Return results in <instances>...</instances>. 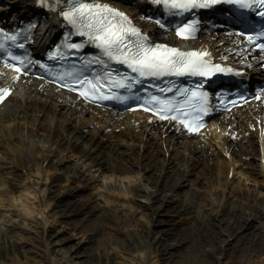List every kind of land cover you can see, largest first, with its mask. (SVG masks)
<instances>
[{"label": "bare ground", "instance_id": "obj_1", "mask_svg": "<svg viewBox=\"0 0 264 264\" xmlns=\"http://www.w3.org/2000/svg\"><path fill=\"white\" fill-rule=\"evenodd\" d=\"M106 1L112 2L109 7L124 11L148 34L161 35L167 42L182 44L177 38L160 33L131 5L127 8L133 10H125L119 7L120 1ZM5 2L6 9L17 8L14 10L19 13L15 14L14 20L37 11L56 23L65 0ZM218 35L214 33L188 44L208 48L218 62L239 69L261 70V56L247 50L246 42ZM9 88L11 95L0 106V199L6 201L0 232L13 230L15 239L27 244L29 255L26 264H90L89 261H81L76 248L67 246L69 238L63 235L65 230L49 236L59 219L49 216L51 202L44 200L51 187L62 181H67L69 187L54 196L52 203L76 191L72 183L79 176L87 181L83 185L85 189L98 185L104 191L88 198L83 206L95 209L101 206L104 199L109 203L114 223L111 236L104 237L103 241L118 250L120 264L197 263L199 258H193L194 253L176 256L171 250L183 247L188 242L187 234L198 230L199 225L207 220L204 210L218 215L229 206L227 190L240 201L239 205L231 204L233 211L240 209L244 214L237 220L238 224L243 225L247 220L251 226L253 220L261 219L264 182H255L250 186L248 178L236 175L250 168L253 173L264 176V163L260 167L254 165L259 159L260 147V157H264V98L251 108L226 114L217 126L189 136L177 124L157 122L143 113L113 115L32 76L24 75L19 80H12ZM221 151L231 153L232 159H222ZM69 154L77 155L78 159L71 173L63 177L58 169L68 163ZM51 160L54 162L53 169L44 170V165ZM33 164L40 165L38 175L30 173ZM81 165L87 166L81 168ZM170 169L175 175L174 181L161 186L163 175ZM94 170L110 172L112 180H99L92 174ZM132 173H139L140 178L155 177L154 184L152 187L142 181L137 184L132 181L135 176ZM191 175L197 179L189 184L186 207H195L197 212L191 218V226L175 234L173 242L165 244L162 236L174 235L168 232L173 226L170 222L156 219L161 213V206L156 207L155 203L159 201L163 205L174 200ZM204 181L212 186L201 188L197 185ZM11 183L21 185L29 192L10 196L7 184ZM234 183L239 185L233 187ZM140 196H144L147 202L140 201ZM29 198L35 199L37 204L30 203ZM70 213L68 207L62 216ZM70 228L74 236L80 234L82 239L88 238L89 231L85 225H72ZM261 231L264 232V226ZM130 232L144 241L136 246L139 248L134 252L126 251L120 239L121 234L131 235ZM157 232L162 235L151 240ZM223 232L232 235L229 229ZM258 234L253 237L254 240ZM227 242L226 238L222 244ZM211 246L219 247L215 242ZM16 259L13 257L11 264H18ZM214 264H264V253L257 257L218 258Z\"/></svg>", "mask_w": 264, "mask_h": 264}, {"label": "rangeland", "instance_id": "obj_2", "mask_svg": "<svg viewBox=\"0 0 264 264\" xmlns=\"http://www.w3.org/2000/svg\"><path fill=\"white\" fill-rule=\"evenodd\" d=\"M219 148L222 150V147ZM261 150L262 148L260 147L259 159H257L254 163L256 167H260L264 163V157H260L262 156ZM225 152L226 151H221L220 153L222 155V159L225 161H229L230 158L232 159V154ZM67 157L69 160L68 163L58 169L59 174L63 177H67L71 173V170L76 166L78 159L77 155L73 154H69ZM53 164L54 162L52 160L49 161L44 165V170H46V168L53 169ZM86 166L87 165H81V168H85ZM243 172L244 173H238L236 177H240L241 175L242 179L248 178L247 183L250 186L255 184V182H257V184H263L264 176L253 173L250 168L244 169ZM30 173L38 175L40 173V165H31ZM92 174H95L99 180L102 179L104 182L106 180H112L110 172L102 173L101 171L94 170ZM131 175H135L133 176L132 181L137 184L140 183V181L148 187H152L154 184L155 177L152 178L149 174L148 175L150 177L144 176L143 178L138 176L139 173H132ZM174 176L175 175L172 172V169L166 171L163 175V183H161V186L172 183L175 179ZM196 179L195 175H191L187 178L185 185L180 189L179 194L176 195L174 200L163 205H161L159 201L155 203L156 207L161 206V213L156 217V219L170 222L173 226L168 232H171L169 234L174 235L162 236L165 244L173 242L175 234L181 231L184 232L186 228L191 226V218L197 212V208L186 207V194L190 189L189 184L191 182H195ZM86 182V179L79 176L76 179V182L72 183L73 187L76 188V191L65 194L60 199L56 200L55 203H52L54 196H56L61 190L69 187V183L67 181H62L59 185L52 186L49 192L45 195L44 200L51 202V206L49 207V216H51V218L55 217L59 219L58 223L49 232V236H52L59 231L64 232L65 230L63 235L69 238L67 246H73L76 248L77 252L81 255V261H89L90 264H120L121 258L119 257L118 250L108 246L107 242L103 241L104 237L107 238L111 236V226L114 223L109 210V203H107L104 199L101 201V206L95 209L83 206L84 203H87L88 198L98 195L97 193H104L100 187H97L98 185L96 187L95 185L92 187L89 186L85 189L83 185ZM7 185L10 196L17 197L20 196L23 191H28L23 190L24 188L16 183ZM197 185L201 188L212 186V184L208 181L199 182ZM237 185L239 184L234 183L233 187H236ZM31 195H33L32 192ZM226 195L229 199V206L218 215L210 214L211 211L208 209L204 210V216L208 217L206 218L207 220L199 225L198 230L187 234L188 242L185 243L183 247L171 250L174 252V255L181 256L194 253L195 257L193 258H199L197 263L194 264H214L218 258L225 260L237 258L239 256L257 257L264 253V232L261 231L262 226H264V206L262 205L260 210V214L262 216L261 219L253 220L251 222V226L250 222L247 220L244 221L243 225H241L238 224L237 220H239V218L244 214L240 209H235V211H233L234 209L231 206V204L239 205L240 201L229 190H227ZM29 199L30 203H33L34 205L37 204L35 199ZM139 200L144 203L147 202V199L144 196H140ZM5 203V199H0V221L4 216ZM68 207L70 208L71 213L67 216H62ZM142 218L144 219L145 216L142 215ZM72 225H85L86 229L89 231L87 235L88 238L82 239L80 234L74 236L72 234V229L70 228ZM68 226L69 229H67ZM224 229H229L232 235L228 236L223 232ZM14 234L13 230L0 232V264L13 263V257L17 258L16 263L18 264H26L28 261L29 253H27L26 250L28 248L27 244L21 240H16ZM257 234L258 236L254 240L253 237ZM134 235L133 233H131V235H120V239L123 241L126 251L134 252L139 248L136 246L143 244L144 241H142V239L137 235V237ZM158 235L161 236L162 234L159 232L155 233L151 240H154V238ZM226 238L228 242L222 244V241ZM213 242H215V245L219 247H212L211 245ZM193 258L190 259L193 260ZM189 263L193 264L190 261Z\"/></svg>", "mask_w": 264, "mask_h": 264}, {"label": "snow or ice", "instance_id": "obj_3", "mask_svg": "<svg viewBox=\"0 0 264 264\" xmlns=\"http://www.w3.org/2000/svg\"><path fill=\"white\" fill-rule=\"evenodd\" d=\"M152 3L156 5H163L169 10H178L180 12H190L193 9L210 8L215 4L220 3H233L239 4L242 8H251L252 4L248 3L247 0H152ZM255 3L260 7L264 8V0H255ZM173 15L176 13L173 12ZM261 17H264V11L258 13ZM63 16L72 25L76 26L78 34L80 36H87L89 41L96 44V47L101 49L103 55L108 60L116 61L119 64L126 65L131 70V73H135V76L125 75L120 79L112 77V73H106V77L111 81V84L119 88H127L131 90L135 84L142 83L141 78L147 77H162V76H184V75H199L209 76L215 71H225L219 65H211L210 60H205L204 57H210L208 52H184L178 47H169L166 44H153L146 34L141 32V29L132 25V21L129 19L124 12L119 11L115 8L109 7L108 4L104 3H92L82 2V0H74L73 7L63 12ZM153 19L151 17L147 18ZM154 22L161 28L165 27L159 19H155ZM178 36L184 39H190L191 33L196 31V21L191 23H184L178 29H175ZM243 35V34H241ZM264 36V32L257 35V39ZM10 41H16L17 36H7ZM248 40L252 41V36H248ZM18 48L23 49V44H18ZM70 50H80L81 44L68 43L66 45ZM257 47L264 50V43L258 44ZM5 45L0 43V50H4ZM8 58L12 61H18L20 65H24L23 68L18 67L15 64H10L5 60L4 66L18 73L27 71V65L25 61L19 56L8 52ZM56 59V57H50ZM95 63L104 64L105 61L97 58ZM31 63V61H29ZM91 63V62H90ZM232 71V69H227ZM66 75H73L67 73ZM18 79V77H15ZM60 80H64L65 76L61 75ZM99 79L97 82L89 79L85 75L77 76L74 79L75 84L84 86L87 84L89 87L84 91L80 92L81 96L85 98H103L108 99L110 97L103 96L99 93L100 87ZM130 81V83H126ZM165 91V89H161ZM167 91H172L171 88ZM181 92L182 95H187V89H176ZM9 89H0V102L8 95ZM117 99H124V97H116ZM195 99L198 102H202L201 106L196 108L198 112H206L207 108L204 106L207 103V94L204 92H198L193 89L188 96L187 104L192 107L196 105L192 104V100ZM148 104L157 105V113L160 114L161 119H168V116L163 115L165 112H172L181 110V107L172 105L170 100H162L160 97L152 96L148 101ZM144 110H151L145 108ZM183 115H190L188 112H183ZM171 119H177L176 116ZM198 119V118H197ZM181 123L186 124L190 130H198L202 125L197 124L195 127L192 126L188 121L182 120Z\"/></svg>", "mask_w": 264, "mask_h": 264}]
</instances>
